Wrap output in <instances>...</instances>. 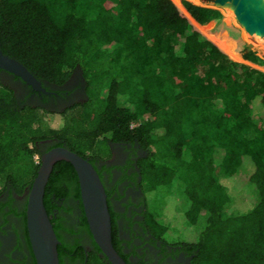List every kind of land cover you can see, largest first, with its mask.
Instances as JSON below:
<instances>
[{"label":"trees","instance_id":"trees-1","mask_svg":"<svg viewBox=\"0 0 264 264\" xmlns=\"http://www.w3.org/2000/svg\"><path fill=\"white\" fill-rule=\"evenodd\" d=\"M187 1L0 0V51L56 86L79 69L86 94L45 113L0 87V198L28 191L41 143L94 169L110 144L138 145L142 222L153 238L190 264H264V59L238 43L217 10ZM238 177L247 201L233 209L223 183ZM174 194L179 210L160 219L152 198ZM69 198L81 202L78 179L60 161L43 197L59 241L51 209ZM115 234L111 219L113 247ZM86 264L110 263L92 252Z\"/></svg>","mask_w":264,"mask_h":264},{"label":"flooded vegetation","instance_id":"flooded-vegetation-1","mask_svg":"<svg viewBox=\"0 0 264 264\" xmlns=\"http://www.w3.org/2000/svg\"><path fill=\"white\" fill-rule=\"evenodd\" d=\"M240 1L247 7V13L251 6L249 0ZM219 5L229 9L235 22L245 27L235 12L234 4L229 2ZM254 24L257 29L256 22ZM257 31L259 34L262 33L258 29ZM77 70L79 69H76L70 79L61 86L39 81V88L35 89L18 76L0 69V87L10 89L22 107L37 108L45 113L62 112L86 100L85 83ZM52 145L51 142L41 143V152L45 154L48 152L47 147ZM109 148L110 157L105 161H96L95 171L98 172L104 187L107 206L109 204L113 212L112 217L110 212L109 214L110 221L113 219L115 225L116 238L113 248L116 253L126 264H190V257L184 252L172 254L173 248L163 247L162 242L153 238L143 227L140 178L135 164L145 152L138 145L115 143L110 144ZM25 203L26 192L22 196L5 193L0 198V264L35 263L26 218L25 215H21L23 210L25 214ZM53 205L56 207L51 211L59 226L58 246L64 248L59 264H86L88 255L92 252L99 258L105 257L90 234L82 203L69 198L64 203L54 202ZM62 206L65 210L63 212Z\"/></svg>","mask_w":264,"mask_h":264},{"label":"water","instance_id":"water-1","mask_svg":"<svg viewBox=\"0 0 264 264\" xmlns=\"http://www.w3.org/2000/svg\"><path fill=\"white\" fill-rule=\"evenodd\" d=\"M206 1L215 4L220 2ZM228 2L235 4V7L237 5L236 0ZM245 21L249 24L247 20ZM260 31L264 32V27H261ZM251 50L252 46L247 45V51ZM0 69L18 76L35 89L39 88V81L21 63L5 56L1 51ZM60 161L71 164L77 175L84 215L95 244L108 263L126 264L112 246L107 198L97 172L86 159L64 147L53 148L42 155L37 175L26 192V228L35 264H59L57 252L59 242L44 208L43 197L53 166Z\"/></svg>","mask_w":264,"mask_h":264},{"label":"rangeland","instance_id":"rangeland-1","mask_svg":"<svg viewBox=\"0 0 264 264\" xmlns=\"http://www.w3.org/2000/svg\"><path fill=\"white\" fill-rule=\"evenodd\" d=\"M187 2L191 3L190 1H187ZM236 2H237V5L235 7L236 9L235 12L237 16L240 18V21L245 25V27H242L241 25H239V23L235 22L232 15L230 14L229 9H225L224 7H221L219 5L221 3L223 4L229 3L228 0H220V2L219 3L217 2L216 4L208 2L206 0H197L195 4L194 3H191V4L195 6L203 7V8H210V9L217 10L222 15V17L225 19L228 26L236 31L237 36H238V39H237L238 43L245 47H247L248 44H251L252 45L251 51L254 52L259 58L264 59V53H262L259 50V48L256 47L257 43L264 46V32L260 34L258 33L257 29L255 28L253 19L249 17V15L247 16V13H246L247 7H244L245 4L241 2L240 0H236ZM249 5H251L250 7L254 9L264 19V0H249ZM245 20H247L249 24H247ZM77 72L79 73L80 71L77 70ZM47 122H48V118L44 117L43 123L46 124ZM240 183H242L241 177H238L230 181L227 180L223 183L224 185H228V188L230 191V197H231V208L233 209L244 208L245 202L247 201V197L245 195L243 188L239 186ZM152 201L153 203L151 207L153 211L155 212V214L160 219H166L171 222V220H173L171 219L173 217L172 215L176 213L175 211L179 210V207H178L179 201L177 200V196L175 194L172 197L170 196V199L168 200H163V197L160 196L156 199L152 198ZM198 230H199V227L194 228L193 233L195 234L196 232H198Z\"/></svg>","mask_w":264,"mask_h":264},{"label":"bare ground","instance_id":"bare-ground-1","mask_svg":"<svg viewBox=\"0 0 264 264\" xmlns=\"http://www.w3.org/2000/svg\"><path fill=\"white\" fill-rule=\"evenodd\" d=\"M247 13L254 20V22H256V27L260 31V28L264 27V19L251 7L247 9Z\"/></svg>","mask_w":264,"mask_h":264},{"label":"built area","instance_id":"built-area-1","mask_svg":"<svg viewBox=\"0 0 264 264\" xmlns=\"http://www.w3.org/2000/svg\"><path fill=\"white\" fill-rule=\"evenodd\" d=\"M34 161L38 162V157L37 156L34 157Z\"/></svg>","mask_w":264,"mask_h":264},{"label":"crops","instance_id":"crops-1","mask_svg":"<svg viewBox=\"0 0 264 264\" xmlns=\"http://www.w3.org/2000/svg\"><path fill=\"white\" fill-rule=\"evenodd\" d=\"M226 14V13H225Z\"/></svg>","mask_w":264,"mask_h":264}]
</instances>
